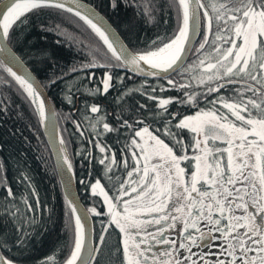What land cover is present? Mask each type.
<instances>
[{
	"label": "snow or ice",
	"instance_id": "6c2138e0",
	"mask_svg": "<svg viewBox=\"0 0 264 264\" xmlns=\"http://www.w3.org/2000/svg\"><path fill=\"white\" fill-rule=\"evenodd\" d=\"M131 3L145 20L156 14L154 0ZM117 6L118 0H111V7ZM166 7L174 13V31L137 48L125 44L94 8L79 0H0V83L15 87L44 127L56 159L54 173L64 187L70 250L62 261L48 255L42 264H99L112 225L122 245L121 264H264V0H168ZM46 9L71 14L98 37L100 44L89 50V59L70 72L91 81L94 73L88 70L101 69L96 83L102 86L90 91L101 96L116 92L112 113L90 103L79 118L62 116L44 88L65 82L69 73H52L42 83L12 52L13 34ZM189 55L193 63L187 61ZM125 73L139 77V87L125 85ZM174 74L182 80L173 79ZM73 86L69 76L62 89L69 104ZM166 89L182 94L164 95ZM10 103L7 97L0 99V111L6 112ZM61 119H71L80 137L85 129L96 137L95 157L87 148L74 155L82 164L95 160L111 182L106 186L100 175L79 181L86 194L103 198V210L82 206L72 192L75 173ZM105 134L113 135L118 150L101 142ZM4 187L6 196L14 198L12 189ZM23 203L32 211L26 199ZM9 214L18 235L11 246L0 238V264H35L26 255L25 227L34 221H26L19 209ZM93 216L100 224L96 233L90 226ZM215 240L220 241L218 250L204 254L214 260L192 251L211 247ZM155 245L164 247L154 250ZM13 247L16 254L7 255Z\"/></svg>",
	"mask_w": 264,
	"mask_h": 264
},
{
	"label": "trees",
	"instance_id": "16d2710c",
	"mask_svg": "<svg viewBox=\"0 0 264 264\" xmlns=\"http://www.w3.org/2000/svg\"><path fill=\"white\" fill-rule=\"evenodd\" d=\"M83 1L99 10L130 47L143 48L151 41L157 40V37L167 38L175 28L174 13L166 7L168 0H154L157 11L150 21L141 17L131 0H118L116 8L111 7V0ZM205 2L207 3L208 0ZM38 23H43L45 27H39ZM57 24L59 29L55 27ZM99 44L98 37L78 18L57 9H46L38 15H33L26 29L14 33L9 45L42 83H46L52 73H69L71 83L74 85L71 91V104L62 96V89L65 88L69 76L65 77V82L57 80L55 86L44 89L51 103L62 116L79 118L86 111V105L90 103L106 106L102 110L108 113L115 110L112 96H115L116 92L110 89L111 96L107 94L101 96L90 91L94 86H102L96 83L102 77L101 69L88 70L94 73L91 81L83 74L70 72L73 66L86 62L89 59V50ZM187 61L193 63L194 56L190 55ZM124 75L125 85L129 88L139 87V77L130 73ZM3 78L4 74L0 73V81ZM173 79L182 80V77L174 74ZM161 83L166 82L161 81ZM117 87L123 90L122 85ZM196 87L193 80L192 88ZM163 94L181 95L182 93L166 89ZM4 97L10 99L11 103L6 112L0 111V238L6 237L10 246L14 243L18 233L14 218L9 213L19 209L26 221H34L25 224L28 233L26 255L30 260L35 264H42L44 257L53 255L58 261H62L70 250L71 233L64 215L66 211L64 193L59 178L54 173L52 153L41 126L38 125L31 114V109L23 102L16 88H7L0 83V99ZM135 98L143 102V97L137 95ZM149 104L151 105L152 102ZM217 108L219 109L220 106L217 105ZM81 124L83 128V120ZM60 128L65 139L70 140L69 154L72 156L76 189L82 204L84 206L94 204L98 209L103 210V199L99 195L86 194L79 181L83 178L87 183L89 179L100 175L102 183L106 186L110 187L111 182L102 175L95 160H92L91 164L87 161L82 164L81 157L74 155L77 149L87 148L91 156L95 157L98 152L94 146L96 137L90 134V129H85L84 137H80L75 133L71 119H61ZM89 139L93 140V144H88ZM99 139L102 143L110 144L114 150L120 148L112 134H105ZM165 142H168L167 139ZM119 156L120 153L117 151V159ZM129 163H132L130 159ZM90 170L91 177H89ZM5 184L12 189L14 198L6 196ZM25 199L32 205V211L26 209L23 203ZM91 218L96 233L100 229V224L94 216ZM119 240L118 229H115L114 225L110 226L97 257L99 264H121L123 253ZM6 254L15 255L16 249L13 247L12 252Z\"/></svg>",
	"mask_w": 264,
	"mask_h": 264
},
{
	"label": "water",
	"instance_id": "95a60500",
	"mask_svg": "<svg viewBox=\"0 0 264 264\" xmlns=\"http://www.w3.org/2000/svg\"><path fill=\"white\" fill-rule=\"evenodd\" d=\"M79 2H81V3L85 4V5H88V6L92 7V8H94V9L96 10L97 14L100 15V16H102V17L104 18V21H105L106 25H107V26H110L111 29L114 30L115 33H116V34L121 38V40L124 42V40H123L122 37L119 35V33L117 32V30H116L115 28H113V26H112L111 23L108 21V19H107V18H106V17H105V16H104L99 10H97L94 6H92L91 4H89V3H87V2H85V1H83V0H79ZM199 38H200V36L197 35V36L194 37V40L198 41ZM124 43H125V42H124ZM125 44H126V43H125ZM9 47L11 48L10 45H9ZM11 49H12V48H11ZM12 52H13L17 57H19V55H17V53H16L13 49H12ZM189 56H190V55H189ZM189 56L187 57V59L189 58ZM19 59H20V61L24 64V66L28 69V71L32 74L33 72H32V71L30 70V68L26 65V63H25L20 57H19ZM32 76H33L36 80H38L34 74H32ZM149 79L151 80V78H149ZM38 81H39V80H38ZM44 94H45L46 97L49 98V96H48V94H47V92H46L45 89H44ZM41 128H42V133H43V135H44V138H45V140H46V142H47V144H48V147L50 148V151H51V153H52L53 160H54V165H55V163H56V159H55V155H54L53 150H52V146H51V144L49 143L48 135H47V133L45 132L44 127L41 126ZM219 143H220V142H219ZM58 178H59V177H58ZM59 181H60V184H61V186H62L63 193H64V187H63V184L61 183L60 178H59ZM72 192H73V194L78 198L79 203H80L82 206H84V205L82 204L80 198H79V195H78V192H77V189H76L75 178H73V180H72ZM90 226H91L92 229L94 228V224H93V220H92V218L90 219ZM93 232H94V229H93ZM213 242H214V241H212V243H213ZM207 247H208V246L203 247L202 249H205V248H207Z\"/></svg>",
	"mask_w": 264,
	"mask_h": 264
},
{
	"label": "rangeland",
	"instance_id": "374dc122",
	"mask_svg": "<svg viewBox=\"0 0 264 264\" xmlns=\"http://www.w3.org/2000/svg\"><path fill=\"white\" fill-rule=\"evenodd\" d=\"M225 159H226V155H225ZM102 198V197H101ZM103 199V198H102ZM179 225H178V227H177V230L179 229ZM213 235H219L218 233H213ZM173 239H176L177 238V236L174 234L173 235V237H172ZM220 243V241L219 240H215L213 243H212V245L213 246H211V247H207V248H205V249H202V248H197V247H193V249H192V251L193 252H200V254L202 255V256H204V254H206V253H214V252H216L218 249L215 247V245H217V244H219ZM155 248H156V250H160V249H162L164 246H162V245H155L154 246ZM180 254L181 255H183V250H181V252H180ZM195 259V258H194ZM204 259H215V257L214 256H204Z\"/></svg>",
	"mask_w": 264,
	"mask_h": 264
},
{
	"label": "flooded vegetation",
	"instance_id": "af4514ba",
	"mask_svg": "<svg viewBox=\"0 0 264 264\" xmlns=\"http://www.w3.org/2000/svg\"><path fill=\"white\" fill-rule=\"evenodd\" d=\"M217 144H220L219 142H217ZM222 164L224 165V166H226V164H227V159H224L223 161H222ZM154 250H156V248L154 247Z\"/></svg>",
	"mask_w": 264,
	"mask_h": 264
}]
</instances>
